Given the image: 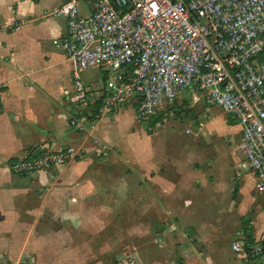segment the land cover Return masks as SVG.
<instances>
[{
  "label": "crops",
  "instance_id": "0c3cea01",
  "mask_svg": "<svg viewBox=\"0 0 264 264\" xmlns=\"http://www.w3.org/2000/svg\"><path fill=\"white\" fill-rule=\"evenodd\" d=\"M67 1L0 0V264H245L232 243L237 233L255 241L264 236V195L242 168L241 125L217 107L239 137L233 175L239 169L248 178L233 176L234 187L241 185L237 217L224 227L198 224L188 196L208 182L197 164L204 149L186 142L179 145L186 154H169L155 148L154 132L139 137L136 129L126 142L127 108L107 111L101 104L92 125L99 97L88 94V104H82L73 80L77 65L58 47L68 24L54 14ZM80 10L89 13L85 3ZM91 70L97 72L82 70L80 78L100 91L107 74ZM186 97L198 108L201 95L189 94L175 108ZM207 107L198 108L199 127L214 122ZM72 120L85 122L87 130L78 131ZM103 145L112 151L98 157L94 151ZM42 147L88 153L34 176L13 171L16 160ZM249 181L252 188L244 192Z\"/></svg>",
  "mask_w": 264,
  "mask_h": 264
},
{
  "label": "built area",
  "instance_id": "2783aa9c",
  "mask_svg": "<svg viewBox=\"0 0 264 264\" xmlns=\"http://www.w3.org/2000/svg\"><path fill=\"white\" fill-rule=\"evenodd\" d=\"M82 3L88 14L81 13ZM54 15L67 20L58 47L77 65L73 80L82 104L91 94L101 110L133 107L136 119L147 121L175 108L183 94L201 95L206 106L223 109L241 125L242 168L264 195V0H68ZM88 69L107 74L100 91L82 82L80 72ZM70 124L87 130L85 122ZM111 151L103 145L94 152L104 157ZM87 153L42 147L12 169L34 176ZM232 248L245 264H264V236L255 241L237 233Z\"/></svg>",
  "mask_w": 264,
  "mask_h": 264
},
{
  "label": "rangeland",
  "instance_id": "374dc122",
  "mask_svg": "<svg viewBox=\"0 0 264 264\" xmlns=\"http://www.w3.org/2000/svg\"><path fill=\"white\" fill-rule=\"evenodd\" d=\"M93 72L97 71L90 69L89 73ZM189 95L192 94L189 93ZM185 100L180 101L176 108L164 111L162 120L155 126L152 125V119L136 121L134 108L128 107L126 109L127 120L123 122L125 133H128L126 142L131 138L129 135L131 131L136 129L139 137L144 136L147 131L154 132L151 140L155 148L161 150L164 147L169 154H186L187 150L180 148L186 142L203 148V155L198 157L197 164L206 169L205 176L208 182L205 181L204 190L192 192L188 196L192 203L191 209L195 211L194 221L209 226V228L228 226L229 221L237 214L233 213V209L237 205V190L241 187V185L234 187L236 180L233 176L237 174L241 180L247 181L248 179L245 175H240L239 169L235 170L233 175L234 165L240 162L238 161V155H241L238 151L239 137L228 129L227 124L230 121L225 117L226 114L215 106L207 107L210 119L214 118V122L208 120L205 121L204 127L197 126L196 116L202 112L198 108L205 106L204 99L201 96L197 104L198 108L188 103V97ZM208 155L213 156L211 161ZM249 183V185H244V192L252 188L253 182L249 181ZM218 185L222 187L218 188ZM116 248L120 251L124 246L118 245Z\"/></svg>",
  "mask_w": 264,
  "mask_h": 264
},
{
  "label": "trees",
  "instance_id": "16d2710c",
  "mask_svg": "<svg viewBox=\"0 0 264 264\" xmlns=\"http://www.w3.org/2000/svg\"><path fill=\"white\" fill-rule=\"evenodd\" d=\"M99 102H100V104H99ZM99 102H97V103L95 104V108H94V110L92 111L93 114H92V117L90 118V119L92 120V125L95 123V121H96V119H97V117H98V115H99V108H100V105H101V100H99ZM173 109H174V108H173ZM170 110H172V109H170ZM163 115H164V113H161V114H159L158 116L152 118V120H153V121H152V125L155 126V125H157L158 123H160V121H161L162 118H163Z\"/></svg>",
  "mask_w": 264,
  "mask_h": 264
}]
</instances>
